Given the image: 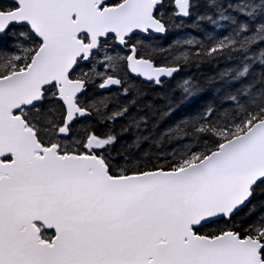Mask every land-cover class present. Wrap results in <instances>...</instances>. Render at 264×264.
<instances>
[{
    "label": "snow or ice",
    "instance_id": "snow-or-ice-1",
    "mask_svg": "<svg viewBox=\"0 0 264 264\" xmlns=\"http://www.w3.org/2000/svg\"><path fill=\"white\" fill-rule=\"evenodd\" d=\"M0 264H264V0H0Z\"/></svg>",
    "mask_w": 264,
    "mask_h": 264
}]
</instances>
